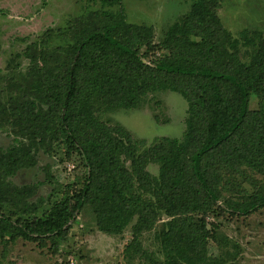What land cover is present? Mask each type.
Listing matches in <instances>:
<instances>
[{"label": "trees", "instance_id": "16d2710c", "mask_svg": "<svg viewBox=\"0 0 264 264\" xmlns=\"http://www.w3.org/2000/svg\"><path fill=\"white\" fill-rule=\"evenodd\" d=\"M91 1L99 7L43 31L37 62L19 68L12 58L1 75L0 133L11 141L0 144V244L62 239L89 207L106 234L131 226L129 260L241 264L239 242L208 218L264 208V183L251 177L253 190L245 187L249 170L264 176L263 32L234 37L219 0H195L157 41L152 25L128 19L123 0ZM164 91L187 102L179 137L145 145L110 116ZM42 140L77 153L87 172L36 211L33 189L11 176L35 165ZM151 231L156 252L144 246Z\"/></svg>", "mask_w": 264, "mask_h": 264}, {"label": "rangeland", "instance_id": "374dc122", "mask_svg": "<svg viewBox=\"0 0 264 264\" xmlns=\"http://www.w3.org/2000/svg\"><path fill=\"white\" fill-rule=\"evenodd\" d=\"M123 1L128 19L152 25L158 41L166 28L186 13L195 0ZM219 2L218 14L234 37H241L244 31L252 34L254 30H260L264 34V0ZM96 7L99 3L91 0H0V88L5 83L2 80L5 77L1 78V75L8 72L7 65L12 58L20 63L19 68L38 61L43 31L65 25L87 8ZM186 106L187 102L180 94L164 91L150 95L145 105L138 109L119 110L110 116L149 145L156 137L181 136ZM252 107H257L255 98ZM10 141L7 133H0V144ZM38 147L35 165L19 168L11 176L13 185L33 189L36 211L49 207L70 183L79 186L87 172L81 157L77 153L69 155L63 144L42 140ZM152 168L157 172L155 166ZM251 177L264 183V176L249 170L245 187L251 191L254 188L250 185ZM208 220L219 224L220 235H228L239 242L241 264H264V208L249 217L224 211ZM131 239V226L119 235L98 230L94 213L85 207L62 239H51L46 245L20 239L7 250L0 244V264H71V261L75 264H148L145 259L125 257L124 249ZM144 246L149 251L158 250L154 231L145 234ZM211 247L217 251L215 242L211 241Z\"/></svg>", "mask_w": 264, "mask_h": 264}, {"label": "built area", "instance_id": "2783aa9c", "mask_svg": "<svg viewBox=\"0 0 264 264\" xmlns=\"http://www.w3.org/2000/svg\"><path fill=\"white\" fill-rule=\"evenodd\" d=\"M71 264H75L74 261H71Z\"/></svg>", "mask_w": 264, "mask_h": 264}]
</instances>
